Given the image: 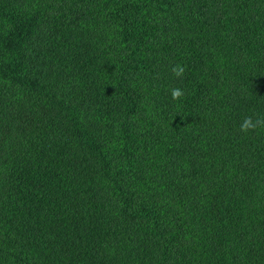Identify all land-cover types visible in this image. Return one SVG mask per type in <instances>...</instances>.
<instances>
[{
    "label": "trees",
    "instance_id": "obj_1",
    "mask_svg": "<svg viewBox=\"0 0 264 264\" xmlns=\"http://www.w3.org/2000/svg\"><path fill=\"white\" fill-rule=\"evenodd\" d=\"M248 116L264 0H0V264H264Z\"/></svg>",
    "mask_w": 264,
    "mask_h": 264
},
{
    "label": "clouds",
    "instance_id": "obj_2",
    "mask_svg": "<svg viewBox=\"0 0 264 264\" xmlns=\"http://www.w3.org/2000/svg\"><path fill=\"white\" fill-rule=\"evenodd\" d=\"M171 71L174 76L181 78L185 72V68L184 66L177 64L171 69ZM170 95L173 100H179L183 96V90L180 88H173L170 90ZM239 129L241 133L244 134L264 130V116H257L255 119H253L252 116L245 117L241 122Z\"/></svg>",
    "mask_w": 264,
    "mask_h": 264
}]
</instances>
